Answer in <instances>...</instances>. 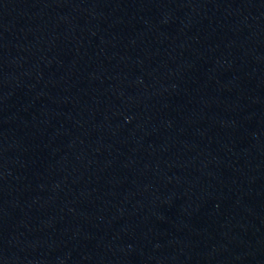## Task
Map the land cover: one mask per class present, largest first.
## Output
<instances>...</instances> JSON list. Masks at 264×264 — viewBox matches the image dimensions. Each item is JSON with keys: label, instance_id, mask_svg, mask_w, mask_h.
<instances>
[{"label": "water", "instance_id": "water-1", "mask_svg": "<svg viewBox=\"0 0 264 264\" xmlns=\"http://www.w3.org/2000/svg\"><path fill=\"white\" fill-rule=\"evenodd\" d=\"M0 264H264V0H0Z\"/></svg>", "mask_w": 264, "mask_h": 264}]
</instances>
